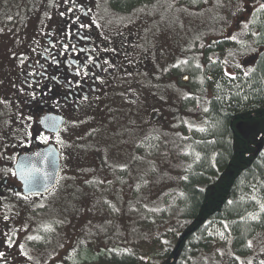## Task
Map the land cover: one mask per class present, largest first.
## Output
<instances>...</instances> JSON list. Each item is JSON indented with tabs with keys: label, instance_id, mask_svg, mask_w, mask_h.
Returning a JSON list of instances; mask_svg holds the SVG:
<instances>
[{
	"label": "rangeland",
	"instance_id": "rangeland-1",
	"mask_svg": "<svg viewBox=\"0 0 264 264\" xmlns=\"http://www.w3.org/2000/svg\"><path fill=\"white\" fill-rule=\"evenodd\" d=\"M97 3L101 5L103 31L114 21L119 31L129 29L133 38H140L132 59L129 58L134 70L118 76L91 113L85 110L70 119L66 143H61L66 159L63 158L65 166L57 188L44 196L9 198L5 207L8 234L17 237L24 234L25 227L28 229L26 234L34 238L35 247L32 242L33 250L27 254L35 264L48 258L55 264L66 258L70 261L73 254L87 250L93 256L90 264H117L119 256H130L134 247L142 253L151 238L171 233L181 222L177 205L184 171L180 142L189 138L191 132L187 127L183 133L174 130L176 124L172 120L176 112L182 111L179 97L191 90L184 84L186 78H181L183 82L178 87L179 82L172 76L164 78L159 72L164 74L167 62L175 60L179 50L197 39L208 43L222 32L230 42L235 41L242 31L240 27L248 24H241V19L247 20L254 6H262L261 0H242L241 6L226 4L227 10L219 16L209 11L211 7L198 14L181 4L173 9L168 0H158L147 7L138 4L127 13L118 12L111 0ZM56 4L57 0H49L52 12L56 11ZM46 5L48 0H35V13L27 19L24 12L30 7V0H16L8 12L0 10V40L5 32L19 28L24 32ZM15 41V36L9 34L0 45L1 86H6L11 73L9 61L4 59L15 48ZM249 51L238 58L240 66L255 62L254 52ZM156 82L160 88H154ZM19 106L0 100V158H4L6 148L10 153L16 148L7 144L18 140L25 148L32 144L30 136H25L26 113L31 111ZM154 137H159L160 143L152 155L148 150ZM39 138L42 144V135ZM147 146L144 157L138 154L139 148ZM98 179L101 189L93 187ZM162 217L168 220L163 221ZM210 231L213 236L209 250L201 252L191 264H264L263 235L249 241L248 252L234 256L228 230L222 224H213ZM22 244L27 243L23 240Z\"/></svg>",
	"mask_w": 264,
	"mask_h": 264
},
{
	"label": "trees",
	"instance_id": "trees-1",
	"mask_svg": "<svg viewBox=\"0 0 264 264\" xmlns=\"http://www.w3.org/2000/svg\"><path fill=\"white\" fill-rule=\"evenodd\" d=\"M155 1L111 3L118 11H127ZM168 1L173 9L181 4L198 14L211 7L209 11L221 16L226 4L241 6L242 0H175L176 6ZM237 34L232 43L222 32L208 43L197 39L167 62L164 74L158 71L164 78L172 76L178 87L181 78H186L184 84L191 90L179 97L182 111L172 120L174 130L183 133L187 127L191 132L185 141L180 139L184 171L177 205L181 222L171 233L151 238L142 253L134 247L130 256H119L117 264H191L209 250L213 224L228 230L234 256L248 252L251 239L264 236V9L258 8ZM249 50L254 52L255 62L240 66L238 58ZM154 84L160 88L159 82ZM158 138L149 143L148 153L156 154ZM147 148H139L138 154L144 157ZM97 182L90 186L101 189V181ZM92 257L87 250L69 260L70 264H90Z\"/></svg>",
	"mask_w": 264,
	"mask_h": 264
},
{
	"label": "flooded vegetation",
	"instance_id": "flooded-vegetation-1",
	"mask_svg": "<svg viewBox=\"0 0 264 264\" xmlns=\"http://www.w3.org/2000/svg\"><path fill=\"white\" fill-rule=\"evenodd\" d=\"M261 1L264 9V0ZM15 2L0 0V10L8 12ZM174 2L176 6L177 1ZM258 8L260 6H254L247 15L248 19L243 17L240 23H248ZM100 12L101 5L97 0H57L54 12L48 0L42 14H38L36 21L35 18L31 20L24 32L20 28L5 32L0 40L1 45L9 34H13L16 40L15 48L10 49L4 59L6 63L9 61L7 65L11 73L6 86L0 85V100L20 105L19 109L22 105L28 107L31 113H26L25 136L32 139V144L26 148L19 143L20 140L7 144L16 148L12 153L6 148L4 158H0V264H35L27 254L32 252L30 244L35 242L34 238L30 239L31 234H26L28 229L25 227L21 236L8 234L10 226L5 207L9 198L25 196L15 169L20 156L55 145L60 153V179L66 159L61 143H66L70 119L85 110H93L118 76L134 70L133 65L129 66V58L132 59L140 38H133L129 29L128 32L119 31L114 27V21L103 31ZM120 12L127 13L128 10ZM32 13H35V0H30V7L24 12L25 19L33 16ZM45 117L52 118L47 129L42 122ZM56 117L61 118L62 123H58ZM41 135L42 144L39 143ZM23 240L27 244H22ZM67 260L57 264H70ZM55 263L48 258L37 264Z\"/></svg>",
	"mask_w": 264,
	"mask_h": 264
},
{
	"label": "water",
	"instance_id": "water-1",
	"mask_svg": "<svg viewBox=\"0 0 264 264\" xmlns=\"http://www.w3.org/2000/svg\"><path fill=\"white\" fill-rule=\"evenodd\" d=\"M58 123L62 119L56 117ZM51 117L42 119L43 127L49 128ZM18 179L23 184V191L26 195L49 193L58 183L60 171V155L54 145L47 146L32 154L20 156L16 164Z\"/></svg>",
	"mask_w": 264,
	"mask_h": 264
}]
</instances>
